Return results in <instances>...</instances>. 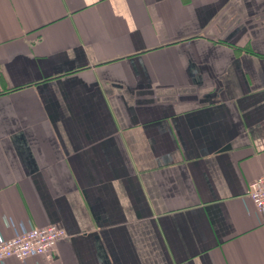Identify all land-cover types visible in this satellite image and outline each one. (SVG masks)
<instances>
[{"label":"crops","instance_id":"obj_1","mask_svg":"<svg viewBox=\"0 0 264 264\" xmlns=\"http://www.w3.org/2000/svg\"><path fill=\"white\" fill-rule=\"evenodd\" d=\"M263 173L264 0H0L6 264H264Z\"/></svg>","mask_w":264,"mask_h":264},{"label":"built area","instance_id":"obj_2","mask_svg":"<svg viewBox=\"0 0 264 264\" xmlns=\"http://www.w3.org/2000/svg\"><path fill=\"white\" fill-rule=\"evenodd\" d=\"M247 197L264 220V173L249 185ZM10 226L13 227V237L4 239L0 236V264H6L9 259L24 261L31 256H44L51 260L56 244L67 238L65 230L53 225L43 228Z\"/></svg>","mask_w":264,"mask_h":264}]
</instances>
